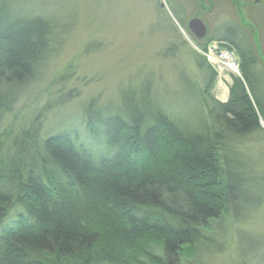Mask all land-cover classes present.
<instances>
[{
	"label": "trees",
	"instance_id": "1",
	"mask_svg": "<svg viewBox=\"0 0 264 264\" xmlns=\"http://www.w3.org/2000/svg\"><path fill=\"white\" fill-rule=\"evenodd\" d=\"M6 13L0 123L52 51V27ZM197 57L207 72L204 88L196 85L211 114L205 131L147 102L143 83L124 90L116 112L101 107L93 116L92 145L81 141L84 124L0 136V264H201L213 224L233 213L240 168L228 151L260 118L241 77L230 87L234 100L215 98L218 71Z\"/></svg>",
	"mask_w": 264,
	"mask_h": 264
},
{
	"label": "rangeland",
	"instance_id": "2",
	"mask_svg": "<svg viewBox=\"0 0 264 264\" xmlns=\"http://www.w3.org/2000/svg\"><path fill=\"white\" fill-rule=\"evenodd\" d=\"M0 3L3 5L0 18L7 12L11 18L24 17L28 22L52 27L51 55L39 77L16 91V103L6 109L0 123L2 138L12 141L37 124L41 136L53 128L71 129L70 125L84 124L86 131H77L82 133L83 143L92 145L87 138L89 125H95L93 118L100 114L99 109L106 107L109 113L116 112L117 107L121 108L124 90L128 87L142 90L143 83L150 84L147 102L151 99L154 106L167 110L191 128L205 131L211 126V114L196 86L203 89L207 77L197 54L207 57L195 49L197 40L188 33V21L198 10L199 0H1ZM206 3L211 4L208 0L201 2L199 18L210 24L216 34L226 33L228 22L237 17L228 8L233 10L231 0H226L227 4L222 0L211 17L206 16L210 9ZM252 13L263 31L264 4ZM242 15L243 22H251L250 14V19L246 12ZM230 24L234 27L235 22ZM219 48L227 47L219 45ZM216 68L219 73L212 94L224 101L233 72ZM92 101L94 108L87 112ZM261 141L240 140L241 144L235 148L232 145V151H228L233 152L230 163L240 168L233 171L237 175L232 201L234 214L231 209L230 214L213 224L211 242L202 245L201 264H264Z\"/></svg>",
	"mask_w": 264,
	"mask_h": 264
},
{
	"label": "flooded vegetation",
	"instance_id": "3",
	"mask_svg": "<svg viewBox=\"0 0 264 264\" xmlns=\"http://www.w3.org/2000/svg\"><path fill=\"white\" fill-rule=\"evenodd\" d=\"M221 1L222 0H214L215 5L208 10L206 16L211 17L213 15L212 12L216 10L217 7H220ZM208 2L211 3L210 0H208ZM224 2L226 3V0H224ZM231 2L233 10L231 7L228 8L237 17L235 20L228 22L224 28L226 33L216 34V30H212L211 27L208 28L210 31L209 34L211 35L208 38H213L214 40L226 43L234 50L239 61L242 80L244 81L249 97L260 118L259 126L253 130V133L246 134L245 139L246 142L249 143L262 140L259 143L264 144V30H261L259 23L256 21L257 17L252 13L254 9L264 4V0H241L239 6L235 3V0H231ZM206 5L208 6L209 4L206 3ZM198 6L199 5H197V7ZM250 9H252L251 12ZM244 12L248 14V17L250 14L252 16L251 19L255 22L252 21L250 17L249 19L252 23L246 21L243 22L241 19L243 16L242 13L244 14ZM232 22H235L234 27L230 24ZM247 26L249 29H247ZM231 29H233L232 33L229 32ZM193 37L196 38L194 35ZM233 82L234 80L232 81V85ZM234 99H232L231 90L229 88L228 96L222 102L228 103Z\"/></svg>",
	"mask_w": 264,
	"mask_h": 264
},
{
	"label": "built area",
	"instance_id": "4",
	"mask_svg": "<svg viewBox=\"0 0 264 264\" xmlns=\"http://www.w3.org/2000/svg\"><path fill=\"white\" fill-rule=\"evenodd\" d=\"M205 54L213 62L222 64L232 70L238 69L236 58L234 57L233 53L227 50L218 52L213 47H211L208 51L205 52Z\"/></svg>",
	"mask_w": 264,
	"mask_h": 264
},
{
	"label": "water",
	"instance_id": "5",
	"mask_svg": "<svg viewBox=\"0 0 264 264\" xmlns=\"http://www.w3.org/2000/svg\"><path fill=\"white\" fill-rule=\"evenodd\" d=\"M241 0H235V3L240 5ZM189 29L199 39H204L208 35V25L203 19L195 16L189 21Z\"/></svg>",
	"mask_w": 264,
	"mask_h": 264
}]
</instances>
